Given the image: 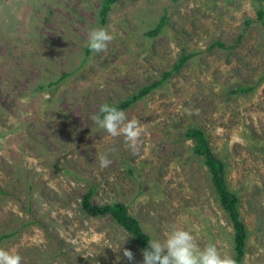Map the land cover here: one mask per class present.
<instances>
[{
  "label": "rangeland",
  "instance_id": "obj_1",
  "mask_svg": "<svg viewBox=\"0 0 264 264\" xmlns=\"http://www.w3.org/2000/svg\"><path fill=\"white\" fill-rule=\"evenodd\" d=\"M104 1L0 0V248L21 264H143L132 234L85 214L94 189L93 204H125L151 239L175 226L235 260L233 222L187 136L199 129L237 198L241 264H264V1L118 0L103 24ZM96 26L114 39L88 53ZM166 73L123 109L134 146L97 128L104 103Z\"/></svg>",
  "mask_w": 264,
  "mask_h": 264
},
{
  "label": "clouds",
  "instance_id": "obj_2",
  "mask_svg": "<svg viewBox=\"0 0 264 264\" xmlns=\"http://www.w3.org/2000/svg\"><path fill=\"white\" fill-rule=\"evenodd\" d=\"M114 36L104 27H92L88 31L87 48L93 53L104 51ZM98 129L112 136L123 134L129 146H134L140 135L136 121H128L123 110L115 105L104 103L98 115L92 116ZM101 167H107L111 161L104 155L99 157ZM128 238V237H127ZM143 264H235L230 255L218 252L213 243L201 248L189 230L173 226L165 239L152 238L142 250ZM123 255L131 261L133 253L124 250ZM0 264H21L19 254L0 248Z\"/></svg>",
  "mask_w": 264,
  "mask_h": 264
},
{
  "label": "trees",
  "instance_id": "obj_3",
  "mask_svg": "<svg viewBox=\"0 0 264 264\" xmlns=\"http://www.w3.org/2000/svg\"><path fill=\"white\" fill-rule=\"evenodd\" d=\"M118 0H105L103 3V7L101 10V22L103 24L106 23V18L111 10V6L117 3ZM254 1H264V0H254ZM264 13L263 11L259 12V18L263 20ZM166 24V20L160 22L158 27L155 29V33L159 32ZM90 50L88 49V53ZM189 56H183L179 62V65L176 69H179L183 66V64L189 60ZM169 73H166L164 78L159 81V83L152 85L150 87H145L141 90L140 94L135 96L132 100L125 102L123 105L119 106L118 108L123 110L126 107L130 106L131 103L141 99L143 96L147 95L152 88L162 83L167 77ZM61 82L58 80L57 82L50 83V86L57 85ZM187 136L191 139H194L197 142L195 152L202 156L205 160V164L209 168L210 172L213 175V183L215 186L216 191L219 194L220 201L222 207L229 213L230 219L233 222L234 229H235V247H236V258L235 264H241L243 255H244V247H245V240H246V230L244 224L241 222L239 218V212L237 209V198L236 196L228 189L226 182H225V173H224V165L220 162L211 149L209 148L208 142L205 138L204 133L199 129H192L189 130ZM1 192V191H0ZM94 196V189L90 190L87 195L83 198L82 207L87 216L90 217H105L111 216L113 220H115L124 230L132 234L135 241L139 245V247L143 250L147 247V241L151 239L149 235H147L140 222L132 217L129 212L128 208L125 204H113V205H95L92 202Z\"/></svg>",
  "mask_w": 264,
  "mask_h": 264
}]
</instances>
